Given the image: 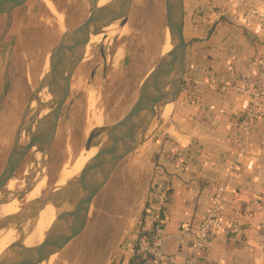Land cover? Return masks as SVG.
Listing matches in <instances>:
<instances>
[{
	"label": "crops",
	"instance_id": "1",
	"mask_svg": "<svg viewBox=\"0 0 264 264\" xmlns=\"http://www.w3.org/2000/svg\"><path fill=\"white\" fill-rule=\"evenodd\" d=\"M225 2V10L208 17L215 30L199 31L193 19L191 31H185L189 47L180 98L131 155L122 209L133 212L126 220L122 214L115 217L120 228L111 222L120 237L106 243V264H146L137 244L151 233L161 190L167 192L160 213L166 234L180 236L167 243L176 264H264V107L248 147L254 165L236 167L233 153L243 100L228 86L245 65L264 57V29L244 25ZM197 4L187 0L186 11ZM214 195L221 198L225 223H239L242 233L217 232L202 253L193 255V233Z\"/></svg>",
	"mask_w": 264,
	"mask_h": 264
},
{
	"label": "rangeland",
	"instance_id": "2",
	"mask_svg": "<svg viewBox=\"0 0 264 264\" xmlns=\"http://www.w3.org/2000/svg\"><path fill=\"white\" fill-rule=\"evenodd\" d=\"M46 1L63 15L62 26ZM92 5L93 0H28L14 11L10 31L0 43V173L29 97L48 68L51 48L65 29H72L87 18ZM6 24L7 15L4 14L0 16V35ZM120 24L121 21L110 25L116 27L112 34L107 30L110 26H104L101 36L90 42L85 58L73 76L71 94L44 163L37 164L41 154L35 149L23 161L17 176L11 180L12 187L8 185L4 195L19 193L41 176L45 179L44 185L35 199L46 197L62 178V171H72L79 162L91 133L115 122L130 109L143 79L162 52L166 34L164 1L134 0L127 22ZM49 94L48 90H43L40 100L48 101ZM35 107L36 101L32 102L31 113ZM95 115L103 118L100 127L92 124ZM103 134L101 131L97 141ZM131 155L122 161L96 197L84 231L49 264L61 259L74 261L70 264H106V243L120 237L115 229V217L122 214V220H126L125 217L133 212L122 209L126 200L122 190L129 180L125 172L132 162ZM28 194L16 199L18 207L31 201Z\"/></svg>",
	"mask_w": 264,
	"mask_h": 264
},
{
	"label": "water",
	"instance_id": "3",
	"mask_svg": "<svg viewBox=\"0 0 264 264\" xmlns=\"http://www.w3.org/2000/svg\"><path fill=\"white\" fill-rule=\"evenodd\" d=\"M93 0L87 18L72 29H65L57 44L51 48L48 68L32 91L6 163L0 173V229L19 231L38 224L40 213L52 207L55 219L42 241L34 246L10 247L0 253V264H48L86 228L96 197L112 179L122 161L147 142L157 131L164 118L165 108L175 104L181 95L188 54L185 34L186 0H163L165 4L166 34L158 62L143 79L138 96L130 109L115 122L99 128L105 134L89 147L91 155L81 170V175L55 185L44 198H36L20 206L14 214L3 215L1 207L21 199L35 186L29 185L19 193L4 195V190L19 172L26 157L35 149L41 154L39 163L49 154L57 134L60 118L70 97L73 76L85 58L93 36L106 26L121 21L124 25L130 15L134 0ZM28 0H0V16L7 15V24L0 35L6 38L13 21L14 11ZM172 47L164 52L166 43ZM48 90L51 99L43 102L40 93ZM36 107L31 113L32 102ZM46 109H49L46 111ZM31 113V114H30ZM28 122L26 124L27 117ZM41 169V167L39 166ZM164 239L162 252L171 255Z\"/></svg>",
	"mask_w": 264,
	"mask_h": 264
},
{
	"label": "built area",
	"instance_id": "4",
	"mask_svg": "<svg viewBox=\"0 0 264 264\" xmlns=\"http://www.w3.org/2000/svg\"><path fill=\"white\" fill-rule=\"evenodd\" d=\"M229 8L247 27L264 29V0H229ZM228 86L243 100L233 153L234 164L236 167L247 165V168H252L254 162L248 159V147L255 123L264 107V57L245 65L237 80ZM166 194L165 190L158 191L154 208L155 223L150 235L137 244V251L145 259L146 264H176L170 256L162 252L164 239L168 236L160 218ZM221 206L220 196H212L210 206L193 233V242L190 246L193 255L202 253L217 232L222 231L233 236L242 233L239 223H225L220 214Z\"/></svg>",
	"mask_w": 264,
	"mask_h": 264
},
{
	"label": "bare ground",
	"instance_id": "5",
	"mask_svg": "<svg viewBox=\"0 0 264 264\" xmlns=\"http://www.w3.org/2000/svg\"><path fill=\"white\" fill-rule=\"evenodd\" d=\"M105 2H106L105 0H100L99 5L100 6L103 5ZM46 4H47L48 8L50 9V11L54 15H56L57 19L60 21V24H61L63 15L56 11V8L54 7V5L51 2L46 1ZM61 26H62V24H61ZM107 30H108L109 34H112V33H114L116 31V27L115 26H113V27L110 26V27H108ZM101 31H102V29L100 30V32ZM101 34L102 33H100V35L97 34V35H95V36H93L91 38L92 39H96V38L100 37ZM171 49H172V47L167 42L166 46L164 47V52H167V51H169ZM50 99L51 98H48V100H50ZM173 106H174L173 104H169L165 108V111H164V114H163L164 118L167 117L168 114L171 113V111L173 109ZM93 117L94 118H93V123L92 124L96 125V127H100L101 124H102V119H103L102 116L101 115H95ZM100 132L101 131L99 130V128H96V130L91 133V135L89 136V139H88V141L86 143L85 150L82 153L81 159L79 160V162H77V164L74 166V169L72 171H68V172H64V173L62 171V173H61L62 174L61 175L62 178L60 179V181H58V183H57L58 185H62L66 180H68V178H70V177L72 178V176H77L78 177V176L81 175V170H82L83 166L85 165V162H87L88 158L91 155L89 152H87V150L89 149L90 146H92L94 143L97 142V137H98V135H100ZM34 170L36 171V169H34ZM44 172H45V170H44ZM32 173H33V171H32ZM39 177H36V178L38 179ZM44 181H45V179L42 177V179H40L38 182H36L35 186H33L32 191H30L29 194H28V199H30L32 201V200L35 199V196L37 197V195L39 194L40 190L42 189V187L44 185ZM11 182L12 181H10V183H9L10 187H12L11 186L12 185ZM17 204H18V202L15 199V200L3 205L1 207L2 214L3 215H8V214H14L15 212H17L18 209H19ZM54 219H55V211H54V209L52 207H47V209L43 210L40 213V218H39V221H38L37 225L30 226V227H27V228L19 230V231L18 230L15 231V230H11V229H0V253H2V251L6 250L7 248H10V247L22 248L23 245H24V247L25 246H34L36 244V242L42 241L43 237L45 236L47 230L49 229V227L53 223ZM54 257H55V255L51 257L49 263L51 262L52 258L54 259Z\"/></svg>",
	"mask_w": 264,
	"mask_h": 264
},
{
	"label": "trees",
	"instance_id": "6",
	"mask_svg": "<svg viewBox=\"0 0 264 264\" xmlns=\"http://www.w3.org/2000/svg\"><path fill=\"white\" fill-rule=\"evenodd\" d=\"M194 1V0H189ZM197 1V0H195ZM187 2V0H186ZM227 3L225 0H205V3L202 2L201 4L198 2L197 7L193 8L192 11L185 12V31L190 32V27L192 25V20L194 19L195 25L198 27L199 31L206 29V30H215L214 26L210 28L208 25V17L209 15L214 12L215 10H225L227 7ZM186 8V3H185ZM140 254V253H139ZM145 260V259H144Z\"/></svg>",
	"mask_w": 264,
	"mask_h": 264
}]
</instances>
